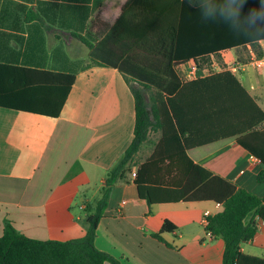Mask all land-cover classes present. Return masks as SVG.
Here are the masks:
<instances>
[{"label": "crops", "instance_id": "1", "mask_svg": "<svg viewBox=\"0 0 264 264\" xmlns=\"http://www.w3.org/2000/svg\"><path fill=\"white\" fill-rule=\"evenodd\" d=\"M124 4L120 6V0H0V63L75 76L56 118L0 107V235L5 220L21 234L39 240L66 241L85 233L87 207L99 197L106 172L133 139L134 99L117 68H84L88 49L76 34L101 39L113 26L102 19V13L110 7L122 13ZM134 10L140 8L132 2L125 8L133 23ZM258 44L264 57V39ZM245 48L252 46L210 55L209 62L213 59L218 66L210 64L208 72L200 67L199 77L220 71L223 59L246 61L247 51L243 60L232 52ZM191 63H183V69ZM233 75L264 111V69L249 67ZM159 137V131L149 132L124 178L112 187L94 245L122 264H222L224 242L210 235L204 222L207 215L222 209L221 204L212 200L148 204L139 197L134 183L137 166L151 156ZM187 155L236 188L264 196V181H257L264 167L235 136L191 147ZM165 221L172 229L161 232ZM257 223L253 239L240 249L261 257L264 221Z\"/></svg>", "mask_w": 264, "mask_h": 264}, {"label": "trees", "instance_id": "2", "mask_svg": "<svg viewBox=\"0 0 264 264\" xmlns=\"http://www.w3.org/2000/svg\"><path fill=\"white\" fill-rule=\"evenodd\" d=\"M131 2L141 10H134V23L125 12ZM259 5L260 0H247L244 14ZM76 37L88 49L84 68L111 66L122 72L134 99L133 139L106 172L99 197L87 207L82 236L34 239L5 220L0 264H122L95 247L96 229L112 187L124 178L150 131H159L160 137L151 156L137 166L134 183L140 199L148 204L180 200L221 204L220 211L206 216L205 230L223 240L222 264H264V254L240 249L256 234L257 220L264 221V196L236 188L187 155L191 147L235 136L264 167V111L229 71L182 81L176 69L189 60L203 67L210 55L218 57L223 49L247 44L261 57L258 41L264 38L237 35L221 22H204L188 0H127L101 39L90 34ZM74 79L72 73L0 63V107L56 118ZM257 181H264V169ZM169 229L165 221L161 232ZM153 236L163 241L159 233Z\"/></svg>", "mask_w": 264, "mask_h": 264}, {"label": "clouds", "instance_id": "3", "mask_svg": "<svg viewBox=\"0 0 264 264\" xmlns=\"http://www.w3.org/2000/svg\"><path fill=\"white\" fill-rule=\"evenodd\" d=\"M127 0H120V6ZM247 0H188L204 22H221L237 35L264 38V0L258 8H251L244 14ZM120 8L110 7L102 13V19L114 25L120 16Z\"/></svg>", "mask_w": 264, "mask_h": 264}, {"label": "built area", "instance_id": "4", "mask_svg": "<svg viewBox=\"0 0 264 264\" xmlns=\"http://www.w3.org/2000/svg\"><path fill=\"white\" fill-rule=\"evenodd\" d=\"M247 55L248 58L246 61H238V60H233L232 62H228L225 59H223V64L220 65V70H226L229 71L232 74L238 73L239 71H245L247 68L251 67L257 70H263L264 69V57H258L255 53V50L253 48H247ZM211 59V66L212 67H217L218 63L215 61H212ZM185 65H178V72H180V79L182 81H187L191 80L194 78L199 77V71L202 69H206L208 72V67H203L202 69L197 66L193 61L190 64V66L186 69H183ZM204 222L207 223L206 218L204 219Z\"/></svg>", "mask_w": 264, "mask_h": 264}, {"label": "rangeland", "instance_id": "5", "mask_svg": "<svg viewBox=\"0 0 264 264\" xmlns=\"http://www.w3.org/2000/svg\"><path fill=\"white\" fill-rule=\"evenodd\" d=\"M245 51H247V49L245 48V49H237V50H234V51H232L233 52V54H234V56H238V58L240 59V60H243V59H246V57H245ZM247 53V52H246ZM227 58H228V55H227ZM203 67H208V68H210V62L208 63V64H206V65H204ZM177 69V72L179 71L178 70V68H176ZM180 73V72H179ZM129 76H131V75H129Z\"/></svg>", "mask_w": 264, "mask_h": 264}]
</instances>
